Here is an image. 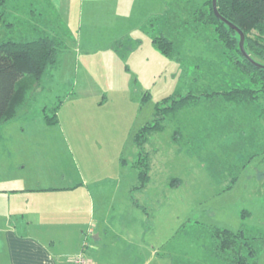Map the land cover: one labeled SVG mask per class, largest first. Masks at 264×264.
<instances>
[{
  "label": "rangeland",
  "instance_id": "374dc122",
  "mask_svg": "<svg viewBox=\"0 0 264 264\" xmlns=\"http://www.w3.org/2000/svg\"><path fill=\"white\" fill-rule=\"evenodd\" d=\"M189 1L204 5L208 0ZM164 2L184 20L188 17L190 5L186 0ZM158 8L155 4L153 11ZM0 9L4 17L0 43L50 35L62 48L59 61L47 69L29 105L17 119L0 126V141H9V146L14 142L19 147L13 149L14 159L26 161L23 175L27 182L40 180L36 178L40 175L51 184V180H60L58 185L82 183L78 188L49 194L36 205L44 207L42 217L55 224L44 229L39 226L44 236L54 241L52 253L69 250L66 264L79 255L92 261L90 248L101 230V225H96L103 217L109 218L104 206L111 211L115 198L121 201L135 172L140 177L146 170L138 186L142 192L149 186L144 197L151 207L154 204L156 209L163 201V192L173 197V191L181 186L192 201L189 218L193 223L202 222L187 226L190 231L202 230L194 235L196 238L176 243L193 246L208 228L238 232L245 224L248 236L260 239L258 264H264V97L251 104L227 102L217 96L232 87L245 86V78L223 57L221 44L210 28L189 27L176 44L178 58H171L157 50L142 28L145 21L130 16L126 4L103 17L99 8L92 11L87 0H7ZM82 19L83 26L94 22L112 34H129L128 43L121 51L105 40H84L79 46ZM196 63L203 65L201 72L205 71L197 82L189 75ZM205 93L212 96L188 100L164 112L166 116H155L158 105L167 99L171 98L166 106L173 107V99ZM57 105V122L49 123L46 118L54 116ZM155 117L162 128L149 134L142 149L137 148L136 135ZM34 149L38 150L36 158ZM228 152L232 159H238L235 170H242L224 188L226 191L214 196L213 180L220 177L221 159ZM240 154L246 159L253 155L244 163ZM61 175L67 178L63 180ZM18 176L3 177L6 183L2 181L0 189L20 188ZM87 189L96 202L94 221L85 200ZM14 201L19 207L21 197L14 196ZM168 203L167 199L165 207ZM241 208L251 219H243ZM134 212L128 214L129 222L138 229ZM3 246L0 242V264H8Z\"/></svg>",
  "mask_w": 264,
  "mask_h": 264
},
{
  "label": "crops",
  "instance_id": "0c3cea01",
  "mask_svg": "<svg viewBox=\"0 0 264 264\" xmlns=\"http://www.w3.org/2000/svg\"><path fill=\"white\" fill-rule=\"evenodd\" d=\"M87 1L90 2L92 11L99 8L100 11H98L103 12L102 17L112 10L115 11L117 7L121 8L126 4L130 16L142 18L145 21L142 28L151 37L152 32H150L149 21L155 17H164L165 13H169L168 11L171 10L170 4L166 5L164 0ZM155 4L160 7L158 11H153ZM112 5H115V8H112ZM93 23H87L83 26L82 19L80 37L77 41L79 46L83 45L84 40L88 43L105 40V42L111 44L112 48L115 45L117 51L125 48L129 34L123 36L116 33L112 34L107 30H101L100 25ZM89 45L92 49L93 46ZM15 145L14 142L9 146V141H0V184L5 181L2 180L3 177L8 175L17 177L19 171L18 180L21 182L20 188L0 189V234L2 235L0 236V242H4L5 257L8 259V264H66V257L69 256L67 253L70 251L52 253L51 246H53L54 241L49 239L51 236L45 237L44 233L39 230V226L44 229L46 225L55 226V224H51L53 223L52 219L42 217L41 212L44 207L39 208L36 205L40 204L41 198L50 196L49 194H57L64 190L78 188L82 183L71 185L70 182H63L62 185H58L60 180H51L54 183L51 184L50 179H45L40 175H36V178L41 181L30 182L31 180H29L27 182L26 177L23 175L26 171V161L14 159L16 152L13 149H19ZM37 153L38 150L34 149L35 158ZM258 154L260 153H254V155ZM232 156L229 152L226 156H222L221 175H218L220 177L217 180H213V184L216 185V190L213 192L214 196L226 191L224 188L233 183L235 175L238 176V171L242 170H235L238 159H232ZM249 158L246 159V156L240 154L239 160L245 163L249 161ZM210 161L213 162L211 158ZM240 167L238 164V168ZM212 168H216V166H212ZM242 172H245V169ZM61 176L63 180L67 178L65 175ZM140 180L139 173L136 171L134 180L131 181L129 188H126L120 199L121 201L117 202L115 198L111 211L105 206L104 210L102 209L109 213V218L103 217L99 220L100 224L96 225L97 228L101 225V230L94 236L95 245L93 249L90 248L89 257L92 261H89V264H153L155 260L157 264H230L216 256L214 243L211 240L212 228L204 230L203 236L197 239L196 245L179 244L183 240L189 241V238H196L194 235L202 232L201 229L198 230L197 228H193V231L187 229L188 225L192 227L196 223V221L193 223L192 219L189 218L190 209L188 207L192 206V201L188 197L189 193L187 191H184L180 186V188L173 191V197L171 195L167 196V192H163V195H166L165 198L154 209V204L151 207V203H148V199L144 197L147 190H149V186L143 187L141 189L143 192L140 191L138 186ZM87 191L88 195H86L85 200L88 203V213L94 221L96 202L90 189H87ZM14 196L21 197L19 207L16 206ZM167 199L169 203L165 207ZM240 210V215L242 211H246L244 208ZM132 211L137 212H134L136 216L133 215V222L138 223V229L135 228L136 224L129 222L131 215L128 214ZM250 217H247L248 220L251 219ZM201 223L199 221L196 224ZM243 225L245 226V224ZM203 227L206 228L204 225ZM129 229H131V232L128 233ZM183 229L185 230L182 234ZM179 233H181V237L178 236ZM177 241L179 243H176Z\"/></svg>",
  "mask_w": 264,
  "mask_h": 264
},
{
  "label": "trees",
  "instance_id": "16d2710c",
  "mask_svg": "<svg viewBox=\"0 0 264 264\" xmlns=\"http://www.w3.org/2000/svg\"><path fill=\"white\" fill-rule=\"evenodd\" d=\"M186 2L190 5V12L185 20V17L182 18L177 11L170 10L164 17H155L149 21L153 43L157 50L166 56L176 57V44L184 39L182 36H186L189 27L195 30H201L200 27L210 28L215 41L221 44L223 57L245 78V86L232 87L217 96H222L227 102L257 103L264 97V0H217L220 15L243 31L244 48L251 59L261 67L244 57L239 47L238 33L217 18L213 11L212 0H208L204 5H197L189 0ZM6 4L7 0H0V6ZM3 22V11L0 9V25ZM58 41L56 37L41 35L26 42L10 39L0 43V126L20 116L41 85L47 69L57 64L62 52ZM201 70H204L203 65L196 63L189 71L195 82L202 78L201 75L205 71L201 72ZM201 96L209 98L212 94H200V97L190 94L173 99V107L166 106L171 98L167 99L158 105L155 116L162 114L166 116L164 112L176 109L188 100L200 99ZM58 108L59 105L54 107L53 117L47 116L49 123L57 122ZM156 117L136 135L137 148L142 149L141 147L148 141L149 134L162 128L161 122L157 121ZM146 172L143 171L141 180ZM248 215V211H243L241 214L243 219ZM211 232V240L219 259L226 260L230 264H258L257 243L260 239L248 236L244 225L238 232L218 227L212 228Z\"/></svg>",
  "mask_w": 264,
  "mask_h": 264
},
{
  "label": "water",
  "instance_id": "95a60500",
  "mask_svg": "<svg viewBox=\"0 0 264 264\" xmlns=\"http://www.w3.org/2000/svg\"><path fill=\"white\" fill-rule=\"evenodd\" d=\"M212 6H213V11L215 13V15L217 16L218 19H220L221 21L225 22L228 26H230L232 29H234L239 37H240V42H239V47L240 50L242 52V54L244 55V57L249 60L250 62L254 63L255 65H257L258 67H261L260 65L256 64L251 57L247 54L245 48H244V42H245V35L243 33V31H241L237 26H235L234 24L230 23L229 21H227L225 18H223L219 11H218V6H217V0H212Z\"/></svg>",
  "mask_w": 264,
  "mask_h": 264
},
{
  "label": "built area",
  "instance_id": "2783aa9c",
  "mask_svg": "<svg viewBox=\"0 0 264 264\" xmlns=\"http://www.w3.org/2000/svg\"><path fill=\"white\" fill-rule=\"evenodd\" d=\"M70 264H89V261L85 258L84 255H79L70 260Z\"/></svg>",
  "mask_w": 264,
  "mask_h": 264
}]
</instances>
